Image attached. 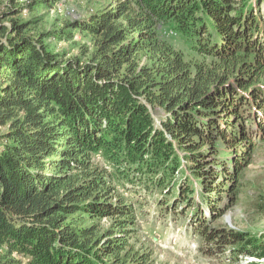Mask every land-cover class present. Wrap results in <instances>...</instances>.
<instances>
[{
    "label": "trees",
    "instance_id": "obj_1",
    "mask_svg": "<svg viewBox=\"0 0 264 264\" xmlns=\"http://www.w3.org/2000/svg\"><path fill=\"white\" fill-rule=\"evenodd\" d=\"M61 2L0 13V264H146L138 207L172 195L203 251L263 258L264 234L210 225L196 197L221 217L264 144V0H113L53 33L92 36L73 55L13 18Z\"/></svg>",
    "mask_w": 264,
    "mask_h": 264
},
{
    "label": "rangeland",
    "instance_id": "obj_2",
    "mask_svg": "<svg viewBox=\"0 0 264 264\" xmlns=\"http://www.w3.org/2000/svg\"><path fill=\"white\" fill-rule=\"evenodd\" d=\"M112 1L67 0L55 7L36 5L13 18L17 17L21 20L36 18V22L31 25V31L52 33L46 39L56 50H65L69 52V55H73L88 48L91 53L94 46L91 35L78 33L74 40H69L57 39L53 33L64 27L66 21L73 16L99 9ZM10 2L11 0H0V13L8 11ZM10 19H5V23H10ZM0 129L3 130L4 127ZM252 156L251 162L241 172L239 192L234 194L233 198L226 196L227 192H225L224 199L220 200L219 207L226 210L221 217L216 218L217 210L203 203L199 196L196 197L201 205L202 213L210 220V225L229 226L252 234H264V207L261 206L264 204V144ZM188 177L190 178L188 185L194 191H201L202 185L199 180L190 175ZM184 179L186 178L182 175L181 181L179 180L178 188L181 191L189 187ZM167 197H170V204L174 202L172 210L170 207L167 210L161 209V206L156 204V200H150L148 204H144L143 208L138 207L143 210L140 211L142 214L139 215V224L131 233L130 243L134 252L149 258L146 264H247L251 261L264 264V257L237 254L229 248L226 251H221L220 248L203 251L201 247L207 242L196 233L192 214L195 203L190 207L186 205V201L180 202L175 199V195ZM140 199L144 198L140 197ZM100 221L103 225L109 223L105 218ZM4 252L5 247L0 248V254ZM14 256L17 259H24L17 253Z\"/></svg>",
    "mask_w": 264,
    "mask_h": 264
}]
</instances>
